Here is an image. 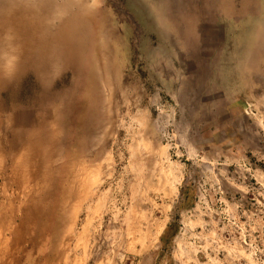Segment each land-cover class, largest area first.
Wrapping results in <instances>:
<instances>
[{
    "label": "rangeland",
    "instance_id": "374dc122",
    "mask_svg": "<svg viewBox=\"0 0 264 264\" xmlns=\"http://www.w3.org/2000/svg\"><path fill=\"white\" fill-rule=\"evenodd\" d=\"M0 264H264V0H0Z\"/></svg>",
    "mask_w": 264,
    "mask_h": 264
},
{
    "label": "crops",
    "instance_id": "0c3cea01",
    "mask_svg": "<svg viewBox=\"0 0 264 264\" xmlns=\"http://www.w3.org/2000/svg\"><path fill=\"white\" fill-rule=\"evenodd\" d=\"M34 24L35 26H39V22L31 23Z\"/></svg>",
    "mask_w": 264,
    "mask_h": 264
},
{
    "label": "bare ground",
    "instance_id": "6f19581e",
    "mask_svg": "<svg viewBox=\"0 0 264 264\" xmlns=\"http://www.w3.org/2000/svg\"><path fill=\"white\" fill-rule=\"evenodd\" d=\"M85 18V17H84Z\"/></svg>",
    "mask_w": 264,
    "mask_h": 264
}]
</instances>
